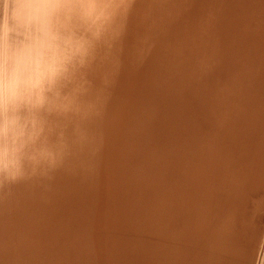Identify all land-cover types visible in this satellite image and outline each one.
I'll list each match as a JSON object with an SVG mask.
<instances>
[{
  "label": "bare ground",
  "instance_id": "bare-ground-1",
  "mask_svg": "<svg viewBox=\"0 0 264 264\" xmlns=\"http://www.w3.org/2000/svg\"><path fill=\"white\" fill-rule=\"evenodd\" d=\"M124 45L83 162L0 192V264H264V0H138Z\"/></svg>",
  "mask_w": 264,
  "mask_h": 264
},
{
  "label": "clouds",
  "instance_id": "clouds-1",
  "mask_svg": "<svg viewBox=\"0 0 264 264\" xmlns=\"http://www.w3.org/2000/svg\"><path fill=\"white\" fill-rule=\"evenodd\" d=\"M138 0H0V192L93 149Z\"/></svg>",
  "mask_w": 264,
  "mask_h": 264
},
{
  "label": "rangeland",
  "instance_id": "rangeland-1",
  "mask_svg": "<svg viewBox=\"0 0 264 264\" xmlns=\"http://www.w3.org/2000/svg\"><path fill=\"white\" fill-rule=\"evenodd\" d=\"M259 201H260V200H259ZM252 202H253V201H252ZM252 202H250V203H251L252 205H254V204H255L256 202H258V201H255V200H254V203H252ZM261 202H264V201H262V199H261ZM258 203H259V202H258ZM254 206H255V205H254ZM254 206H252L251 208L253 209ZM262 207H263V208H262ZM262 207H261V209H264V203H263ZM254 209H257V213L260 212V214H259V213H258V214L256 213V214H257V218H258V215H263V216H262V219H263V218H264V214L262 213V211H264V210L260 211V210H258V207H255ZM254 209H253V210H254ZM253 210H252V211H253ZM261 213H262V214H261ZM258 219L261 220V216H260V218H258ZM260 220H259L260 223L263 222L262 220H261V221H260ZM263 220H264V219H263ZM261 224H263V223H261ZM261 227H263V230H264V225L261 226ZM261 230H262V229H260V231H261ZM262 233H264V232H262ZM262 233H259V235H258V236H260V238H259L258 236H256L258 239L255 238V243H256L257 245H260V243H261V241H262V236L264 237V235H262ZM263 240H264V239H263ZM258 241H259V242H258ZM257 242H258V243H257ZM263 243H264V241L262 242V244H263Z\"/></svg>",
  "mask_w": 264,
  "mask_h": 264
}]
</instances>
